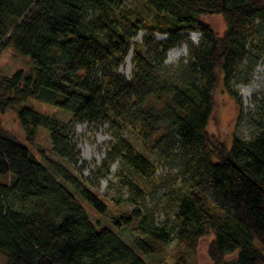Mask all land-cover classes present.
<instances>
[{
  "label": "trees",
  "instance_id": "1",
  "mask_svg": "<svg viewBox=\"0 0 264 264\" xmlns=\"http://www.w3.org/2000/svg\"><path fill=\"white\" fill-rule=\"evenodd\" d=\"M214 13L228 22L222 36L202 19ZM183 43L186 58L165 64ZM8 46L32 68L0 67V112L20 105L31 147L0 118V264H194L208 234L212 264H264V90L251 99L250 137L235 131L228 147L207 128L218 83L240 105L231 81L244 62L264 59V0H0V50ZM131 46L126 77L118 69ZM30 98L71 122L21 105ZM72 121L108 124L96 174L119 159L123 201L108 206L80 175ZM40 128L50 151L36 142ZM167 165L177 173L158 174ZM158 187L172 212L160 224L142 205ZM129 227L127 244L116 231Z\"/></svg>",
  "mask_w": 264,
  "mask_h": 264
},
{
  "label": "rangeland",
  "instance_id": "2",
  "mask_svg": "<svg viewBox=\"0 0 264 264\" xmlns=\"http://www.w3.org/2000/svg\"><path fill=\"white\" fill-rule=\"evenodd\" d=\"M202 19L208 23L212 30H214L219 36L223 35V31L228 25L225 16L218 13L203 15ZM142 34L143 31L140 30L133 40L140 41ZM190 35L191 39L196 42L201 34L199 31H192ZM158 37L163 38L165 36L161 34L158 35ZM130 48L132 56L134 48L133 46ZM186 54L187 45H185V43L181 46L174 47L168 52L165 64L171 65L181 58H186ZM131 56V62L127 63L124 60L118 69L119 72L126 77L131 76V68L133 65ZM0 67L4 73H13L18 69H21L24 72H30L32 63L30 62L29 57L17 53L11 46H8L0 50ZM231 85L240 96V105H238L234 97L230 95L227 87H225L222 82H219L214 94V112L207 127L209 128L210 133L215 135L216 138L223 140L228 147L231 145L233 139L232 136L235 131L245 137H250L252 134V128L247 125V118L249 112L252 113L255 108L251 101L252 96L264 90V59L256 58L253 62H244L236 77L231 81ZM21 105H31L38 111L40 110L41 112L52 115L66 122H71L72 120V116L68 111L58 108L55 105H48L40 100L30 98L27 101L22 102ZM19 107L20 105L12 106L5 113L0 112V118L4 128L9 130L16 138L28 144L24 129L19 117H17V110ZM240 107L242 108L241 114H239ZM72 124L75 143L79 151L76 158V166L80 175L83 179L90 181L92 186L98 187L100 193L106 194L109 197V201L107 202L108 206L123 201L124 198L128 196L127 194H129V187L120 182L122 177L117 174L119 159L111 165L109 170L105 173V177H100L96 174L98 168L102 166L101 164L106 157L110 141L113 139L112 134L108 130V124L89 126L85 121L81 123L72 121ZM36 142L46 151L51 150L50 136L45 129L40 128ZM29 147L31 146L29 145ZM32 150L38 156V152L33 147ZM153 160L156 161L155 156H153ZM157 172L158 174L163 175L177 173L176 169H173L168 165L160 167ZM134 180L143 186H147L148 184H145L146 180L141 178L138 174H136ZM147 192L148 195L142 200V205L143 207L152 210L153 215H155L156 223L160 224L162 220L172 213L171 209L169 210L167 207L168 204L166 203L165 189L158 187L152 192L149 190ZM128 205L129 204H127V206ZM92 213L95 214L94 212ZM116 232L120 237H123L127 244L131 242L133 230L130 227L123 231L118 230ZM212 237V234H208L200 239L197 252L189 258L190 263L212 264L206 254L208 242ZM174 247L175 246L172 243L171 246L168 247V253H166L169 263L173 260L172 254L175 253ZM145 259L148 258L145 257ZM0 260H2V257H0Z\"/></svg>",
  "mask_w": 264,
  "mask_h": 264
},
{
  "label": "bare ground",
  "instance_id": "3",
  "mask_svg": "<svg viewBox=\"0 0 264 264\" xmlns=\"http://www.w3.org/2000/svg\"><path fill=\"white\" fill-rule=\"evenodd\" d=\"M194 38H195V37H194ZM130 56H131V51H130V53L127 54V56H126V58H125V61H126L127 63H130V62H131Z\"/></svg>",
  "mask_w": 264,
  "mask_h": 264
}]
</instances>
